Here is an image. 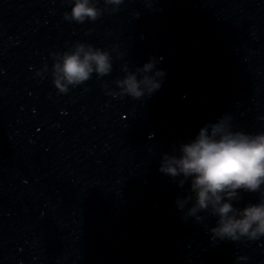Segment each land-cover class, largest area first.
<instances>
[{
    "label": "water",
    "instance_id": "obj_1",
    "mask_svg": "<svg viewBox=\"0 0 264 264\" xmlns=\"http://www.w3.org/2000/svg\"><path fill=\"white\" fill-rule=\"evenodd\" d=\"M225 114L233 130L264 132V0H190L171 154ZM179 179L168 181L164 264H264V237L221 240L210 232L218 220L211 209L190 214V200L179 207L189 195ZM261 199L264 187L238 193L233 204Z\"/></svg>",
    "mask_w": 264,
    "mask_h": 264
},
{
    "label": "clouds",
    "instance_id": "obj_2",
    "mask_svg": "<svg viewBox=\"0 0 264 264\" xmlns=\"http://www.w3.org/2000/svg\"><path fill=\"white\" fill-rule=\"evenodd\" d=\"M106 2L118 7L124 0ZM69 3L70 9L63 13L65 21L83 24L102 14L94 0H69ZM50 55L52 85L60 94L82 85L93 73L105 76L112 69L109 52L92 44L77 42L70 49ZM158 62L157 58L149 57L135 72L118 81V87L132 98L151 95L161 87L165 76L157 68ZM44 67L49 70L47 64ZM158 171L173 179L179 177L181 187L187 182L189 195L176 201L179 207L190 200V214L211 209L218 217L210 229L213 236L233 242L241 237L252 240L264 237V199L241 208L233 204L238 193H255L264 187V132L233 130L230 115H222L205 123L193 138L180 143L173 154H162ZM236 259L240 262L245 257Z\"/></svg>",
    "mask_w": 264,
    "mask_h": 264
}]
</instances>
